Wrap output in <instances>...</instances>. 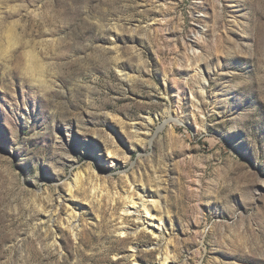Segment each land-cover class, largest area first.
Returning <instances> with one entry per match:
<instances>
[{
	"label": "rangeland",
	"instance_id": "1",
	"mask_svg": "<svg viewBox=\"0 0 264 264\" xmlns=\"http://www.w3.org/2000/svg\"><path fill=\"white\" fill-rule=\"evenodd\" d=\"M0 264H264V0H0Z\"/></svg>",
	"mask_w": 264,
	"mask_h": 264
},
{
	"label": "bare ground",
	"instance_id": "2",
	"mask_svg": "<svg viewBox=\"0 0 264 264\" xmlns=\"http://www.w3.org/2000/svg\"><path fill=\"white\" fill-rule=\"evenodd\" d=\"M132 203H133V205L135 204V202H132ZM144 204H145V203H144V202H142V203H141V205H140V207L142 208V209H141V211H140V210H138V209H137V210L135 209V210H136L135 212H137V213H140V212L142 213V212H143V213H145V214L147 215V214H148V212H147V210H146V208H145V205H144ZM132 207H133V206H132ZM129 208H130V207H129ZM127 210H128V207H127V209H125L124 211H127ZM152 224H154V223H152V222H151V225H152ZM158 225H159V224H158ZM158 225H157V226H158ZM160 226H161V225H160Z\"/></svg>",
	"mask_w": 264,
	"mask_h": 264
}]
</instances>
